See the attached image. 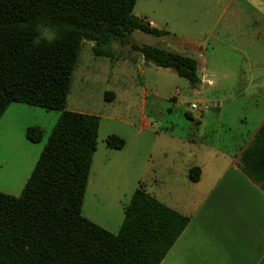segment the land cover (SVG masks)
<instances>
[{"label":"trees","instance_id":"1","mask_svg":"<svg viewBox=\"0 0 264 264\" xmlns=\"http://www.w3.org/2000/svg\"><path fill=\"white\" fill-rule=\"evenodd\" d=\"M135 2L0 0V119L14 103L59 114L20 195L0 193V264H160L188 224L141 181L115 234L81 214L100 123L65 109L83 44L91 43L97 58H111L115 44L128 46L145 65L200 85L192 57L130 42L136 31L175 38L134 15ZM43 138L41 128L25 131L32 144ZM105 143L113 150L125 145L114 135ZM238 168L264 192V122L240 152ZM189 178L197 181L199 169Z\"/></svg>","mask_w":264,"mask_h":264},{"label":"rangeland","instance_id":"2","mask_svg":"<svg viewBox=\"0 0 264 264\" xmlns=\"http://www.w3.org/2000/svg\"><path fill=\"white\" fill-rule=\"evenodd\" d=\"M217 1L218 5L216 0H136L133 8L134 15L153 21L175 38L158 39L136 31L130 42L180 51L195 59L200 77L196 88L170 69L145 65L141 54L128 46L113 45L111 58L94 57L90 43L81 48L65 109L102 117L81 211L97 209L102 223L114 222L112 231L120 219V192L133 185L132 166L151 168L173 160L191 164L203 159L202 147L234 158L264 122V32L258 30L263 25L221 22L222 15L235 8L228 9L227 0ZM239 16L245 18L244 13ZM198 101L207 109L196 118L189 106ZM11 106L0 120V193L19 196L58 113L19 103ZM140 114L150 123L151 134L136 136ZM28 127L44 131L41 143L25 139ZM152 133L159 137L154 139ZM110 135L126 142L130 167L123 184L120 150L105 143ZM108 175L116 178L107 182ZM97 184L113 186L100 205L89 198ZM126 203L121 200L122 206Z\"/></svg>","mask_w":264,"mask_h":264},{"label":"crops","instance_id":"3","mask_svg":"<svg viewBox=\"0 0 264 264\" xmlns=\"http://www.w3.org/2000/svg\"><path fill=\"white\" fill-rule=\"evenodd\" d=\"M227 1L226 7L229 9L233 6L236 10L233 9L229 14L222 15L224 17L220 18L221 22L260 24L263 26L258 30L264 32V0ZM216 4L218 5L217 0ZM242 13L245 14V18L239 16ZM146 20L155 27L153 21ZM227 29L224 26L225 34ZM231 29L233 28L230 27V32ZM175 52L184 54L180 51ZM144 94L145 92L142 91L141 106ZM11 107L10 105L6 112ZM66 110L97 116L100 120L102 118L88 111ZM194 116L196 117L195 114ZM144 133L151 134L150 123L143 114H140V126L136 136ZM152 134L154 139L159 137L158 133ZM125 146L120 150L121 184L126 182L124 176L130 167ZM202 153L203 159L191 164L182 160H173L151 168L142 164L132 166L129 176L133 185L128 191L121 188L120 219L115 231H112L115 226L112 220L102 223L97 209L91 208L88 214H83L81 211L82 215L115 234L124 216L121 200L126 199L128 203L138 182L143 180L152 196L188 218V224L160 264H264V192L240 171L238 155L234 158L224 157L208 147H202ZM192 168L199 169L197 181L189 178ZM114 178L115 175L105 177L107 182ZM112 187H102L99 184L92 186L89 198L100 205L105 198H108V192ZM116 196L114 195V198H119Z\"/></svg>","mask_w":264,"mask_h":264},{"label":"built area","instance_id":"4","mask_svg":"<svg viewBox=\"0 0 264 264\" xmlns=\"http://www.w3.org/2000/svg\"><path fill=\"white\" fill-rule=\"evenodd\" d=\"M205 83L209 86L212 85L211 80H207L206 78H205ZM189 108L196 116H199L207 109V106L203 105L201 102L198 101L195 103H191Z\"/></svg>","mask_w":264,"mask_h":264}]
</instances>
